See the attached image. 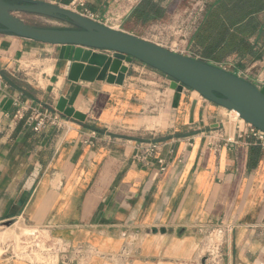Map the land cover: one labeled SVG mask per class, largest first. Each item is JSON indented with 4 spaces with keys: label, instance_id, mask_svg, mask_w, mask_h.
Wrapping results in <instances>:
<instances>
[{
    "label": "crops",
    "instance_id": "0c3cea01",
    "mask_svg": "<svg viewBox=\"0 0 264 264\" xmlns=\"http://www.w3.org/2000/svg\"><path fill=\"white\" fill-rule=\"evenodd\" d=\"M141 1L57 4L139 37L142 27L166 22L189 0H150L163 17L138 22ZM258 19L264 31V12ZM261 43L255 34L247 53L205 62L247 73L243 78L264 94V35ZM59 52L0 33V225L25 222L88 245L94 254L87 264H211L207 234L219 228L224 242L216 264H264V148L245 135L246 127L138 61L123 62L122 84L108 75L70 81V63ZM20 94L48 110L64 98L74 115L62 114L64 129L36 133L13 119ZM146 142L161 145L164 172L157 159L135 161L136 146ZM0 264L29 262L0 256Z\"/></svg>",
    "mask_w": 264,
    "mask_h": 264
},
{
    "label": "water",
    "instance_id": "95a60500",
    "mask_svg": "<svg viewBox=\"0 0 264 264\" xmlns=\"http://www.w3.org/2000/svg\"><path fill=\"white\" fill-rule=\"evenodd\" d=\"M19 14L38 15L68 23L69 29L27 24ZM0 33L60 47L59 59L70 63V81H95L107 75L122 84L123 62L138 61L171 78L172 88H188L227 111H235L247 124L264 133V94L249 81L222 68L184 56L118 29L110 28L58 5L34 0H0ZM85 64V65H84ZM116 73L114 77L108 71ZM56 110L73 117L62 98Z\"/></svg>",
    "mask_w": 264,
    "mask_h": 264
},
{
    "label": "built area",
    "instance_id": "2783aa9c",
    "mask_svg": "<svg viewBox=\"0 0 264 264\" xmlns=\"http://www.w3.org/2000/svg\"><path fill=\"white\" fill-rule=\"evenodd\" d=\"M34 1H42L53 5H58V0H34ZM78 3L81 6H84V2L81 0H74V3ZM208 0H201L196 2L195 8H198L196 15L191 18V22L189 27L186 29L187 35V45L189 38L191 35L196 31L200 22L203 19L206 5ZM59 6V5H58ZM87 17V16H85ZM89 18V17H88ZM92 19V18H90ZM94 20V19H92ZM97 21V20H94ZM101 23L100 21H97ZM103 24V23H101ZM110 28L116 29L113 25L103 24ZM186 56L191 57L190 51L187 48ZM185 56V55H184ZM192 58V57H191ZM14 107H15V114H14V121L20 122L26 120L29 122L36 133H40L46 130L48 127L57 128V129H64V124L66 120L63 118V115L56 110H48L45 109L41 105H35L32 102L24 101L22 94L14 99ZM232 115L231 111H229ZM234 121L237 124H241L246 127L245 135L248 138H251L255 141V144L264 148V133L259 131L258 129L254 128L253 126L245 123L239 116L234 115ZM93 135H96L93 133ZM244 133L242 134V136ZM241 137V136H240ZM236 141L230 142V140L226 141V144H234ZM161 148V145L157 142H146L140 143L136 146V154L134 155V159L136 162L144 165H148L149 162L153 159H157L159 164L161 165L160 170L162 172L165 171L164 160L158 158V153ZM219 149V147H218ZM35 232V238L39 236V234L46 233L49 237V240H37L35 245H31L29 247V252H27L29 259L25 260L29 262V264H87L89 258L94 254V251L90 246L84 244L74 245L70 242H67L61 238L53 237L50 233L44 231H37ZM217 235L220 239L218 243H210L208 249L205 252V259L209 261L211 264H216L219 260V252L220 246L224 242V230L223 229H213L208 232V238H212L213 236ZM38 252L39 257L37 254L34 253ZM38 258L40 261H36ZM11 259H13L11 257ZM15 260V259H14ZM16 260H24V259H16Z\"/></svg>",
    "mask_w": 264,
    "mask_h": 264
},
{
    "label": "trees",
    "instance_id": "16d2710c",
    "mask_svg": "<svg viewBox=\"0 0 264 264\" xmlns=\"http://www.w3.org/2000/svg\"><path fill=\"white\" fill-rule=\"evenodd\" d=\"M262 12L264 0H208L187 48L195 59L213 63H220L235 51L247 53L248 39L253 35H258V45L263 43L264 31L258 19ZM134 15L138 22L153 21L161 19L164 10L150 0H142Z\"/></svg>",
    "mask_w": 264,
    "mask_h": 264
},
{
    "label": "rangeland",
    "instance_id": "374dc122",
    "mask_svg": "<svg viewBox=\"0 0 264 264\" xmlns=\"http://www.w3.org/2000/svg\"><path fill=\"white\" fill-rule=\"evenodd\" d=\"M201 0H189L188 3L183 5L181 8L175 10L166 22H161L152 29L142 27V31H138L137 34L140 38L146 39L154 44L162 46L168 50L181 55L187 54V35L186 29L189 27L191 18H193L198 8H195V3ZM19 17L29 25L40 26L44 28H54V29H69L71 25L68 23L35 18L30 14H19ZM114 27H117L115 24ZM192 58L193 54L190 52ZM248 74H241V78L246 77ZM244 79V78H243ZM234 120V115H231ZM35 230L28 226L27 223H17V221L8 222L7 224L0 225V256L10 259H24L28 260L29 247L35 245L37 240H49L46 233H40L38 237L35 238ZM219 238L214 234L212 238H209V242L218 243ZM208 249V248H207ZM206 249V250H207ZM205 250V251H206ZM37 254L39 257L38 252ZM36 261H40L36 258Z\"/></svg>",
    "mask_w": 264,
    "mask_h": 264
},
{
    "label": "bare ground",
    "instance_id": "6f19581e",
    "mask_svg": "<svg viewBox=\"0 0 264 264\" xmlns=\"http://www.w3.org/2000/svg\"><path fill=\"white\" fill-rule=\"evenodd\" d=\"M231 113H232L233 115H235V116H239V114H238L237 112H235V111H231Z\"/></svg>",
    "mask_w": 264,
    "mask_h": 264
}]
</instances>
